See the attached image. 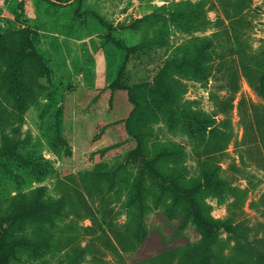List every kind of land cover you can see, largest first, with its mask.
I'll use <instances>...</instances> for the list:
<instances>
[{"label":"rangeland","instance_id":"1","mask_svg":"<svg viewBox=\"0 0 264 264\" xmlns=\"http://www.w3.org/2000/svg\"><path fill=\"white\" fill-rule=\"evenodd\" d=\"M0 264H264V0H0Z\"/></svg>","mask_w":264,"mask_h":264},{"label":"trees","instance_id":"2","mask_svg":"<svg viewBox=\"0 0 264 264\" xmlns=\"http://www.w3.org/2000/svg\"><path fill=\"white\" fill-rule=\"evenodd\" d=\"M54 1H58V2H63L64 0H54ZM180 189H183V187H179ZM209 223H207L208 225Z\"/></svg>","mask_w":264,"mask_h":264}]
</instances>
